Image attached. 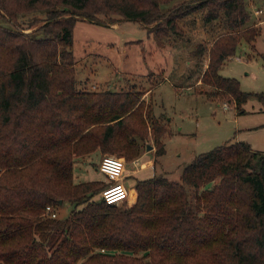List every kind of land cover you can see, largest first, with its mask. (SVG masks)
I'll list each match as a JSON object with an SVG mask.
<instances>
[{"label":"trees","instance_id":"1","mask_svg":"<svg viewBox=\"0 0 264 264\" xmlns=\"http://www.w3.org/2000/svg\"><path fill=\"white\" fill-rule=\"evenodd\" d=\"M173 1L0 0V19L9 22L0 23V264H264V150L245 141L195 154L179 181L161 173L137 179V199L122 210L94 198L106 177L75 182L78 158L99 151L133 160L150 140L160 156L166 132L147 90L78 85L77 18L137 20L159 46L162 35L182 33L177 20L190 13L222 18L229 31L195 52L208 51L206 97L228 96L238 111L251 96L264 103V91H243L219 73L241 41L253 47L259 34L246 24L245 0L163 9ZM29 13L36 15L25 27L19 17ZM65 202L72 204L66 216L45 214Z\"/></svg>","mask_w":264,"mask_h":264},{"label":"rangeland","instance_id":"2","mask_svg":"<svg viewBox=\"0 0 264 264\" xmlns=\"http://www.w3.org/2000/svg\"><path fill=\"white\" fill-rule=\"evenodd\" d=\"M184 1L197 0H174L163 9ZM245 2L250 15L246 24L257 25L259 34L253 47L241 41L234 55L222 64L219 73L236 78L243 91L260 92L264 91V0ZM258 8L262 11L255 13ZM35 15H20L19 21L26 27ZM202 15V11H196L177 20L182 33L162 35V46L156 44L152 34L139 21L124 19L116 14L109 17L98 15L99 21L77 18L73 27L72 50L77 61L78 85L92 90L107 87L126 90L134 84L136 88L147 90L145 100L150 99L154 114L160 116L161 123L166 126L161 138L165 152L157 157L156 173L165 172L169 179L175 181L180 180L181 169L195 154L228 139L242 140L254 150H264V126L247 131L243 129L255 121H264V110L260 109L264 108L262 101L251 96L241 104L240 110L243 111H238L228 96H219L220 99L206 97V94L213 92L201 79L208 62V51L203 49L200 55L195 52H200L201 46L209 48L214 38L229 30L222 18L204 21ZM0 23L9 25L4 19H0ZM242 134L256 139V143L250 144L242 138ZM146 144L152 146L149 150L155 149L152 140ZM142 153L144 156L135 166L131 162L136 158L126 160L117 152H103L100 155L121 157L125 162V179L129 186H134L137 179L154 175V168L146 165L147 158L154 157V151L143 147ZM98 163L97 155L77 159L73 167L75 182L105 180ZM133 169L137 171L133 172ZM188 196L193 202L192 188L188 189ZM94 198L100 199L99 192ZM136 199L137 192L116 204V207L120 210L128 208ZM71 207L69 202L57 207V218L66 216Z\"/></svg>","mask_w":264,"mask_h":264},{"label":"built area","instance_id":"3","mask_svg":"<svg viewBox=\"0 0 264 264\" xmlns=\"http://www.w3.org/2000/svg\"><path fill=\"white\" fill-rule=\"evenodd\" d=\"M261 11L258 8L255 13ZM224 106L226 107V104ZM124 164L125 162L121 157L112 154H105L99 160L98 168L107 180V185L100 189L99 196L108 204H119L128 197V190L123 183ZM45 214L52 217L56 216L55 211L49 205L45 208Z\"/></svg>","mask_w":264,"mask_h":264},{"label":"crops","instance_id":"4","mask_svg":"<svg viewBox=\"0 0 264 264\" xmlns=\"http://www.w3.org/2000/svg\"><path fill=\"white\" fill-rule=\"evenodd\" d=\"M164 78H166V77H163V79ZM261 110H264V108L262 109V108H260ZM264 121H262V120H259V121H255L254 123H250V124H252V125H249V126H245V127H243V129H245L246 131L248 130V129H255V128H261L262 126H264V123H263ZM241 136V135H240ZM242 138L243 139H247L248 140V142H250V144H255L256 143V139H250V138H247V136H245V135H243L242 134ZM245 136V137H244ZM148 151H154V150H148ZM144 153H142L140 156H138L133 162H131L132 163V166H135L134 164H136L138 161H140V159H141V157H142V155H143ZM91 155H97L98 156V159L100 160V157H101V155H100V152L99 151H95V152H93V153H91L90 155H87V156H91ZM87 156H85V157H80V158H78V160H82V159H85ZM144 156V155H143ZM157 157L158 156H155L154 155V157H152V158H147L148 160H147V163H146V165L147 166H151L152 167V169H153V174H155L157 171H156V168H155V163H156V161H157ZM99 169V168H98ZM162 170H164V169H162ZM125 171V170H124ZM136 172L137 171V169H133V172ZM161 172H164V171H161ZM126 174V173H125ZM158 174V173H157ZM161 174H164L165 175V172L164 173H161ZM142 178V177H141ZM124 183L126 184V186H127V188L129 189V191H128V194L129 195H132V196H134L135 194H136V189H135V187L134 186H129V184H128V182H127V180L125 179V176H124ZM132 193V194H131ZM129 195H128V197H129Z\"/></svg>","mask_w":264,"mask_h":264},{"label":"water","instance_id":"5","mask_svg":"<svg viewBox=\"0 0 264 264\" xmlns=\"http://www.w3.org/2000/svg\"><path fill=\"white\" fill-rule=\"evenodd\" d=\"M146 150H149V149H151L152 148V146L150 145V144H146Z\"/></svg>","mask_w":264,"mask_h":264},{"label":"bare ground","instance_id":"6","mask_svg":"<svg viewBox=\"0 0 264 264\" xmlns=\"http://www.w3.org/2000/svg\"><path fill=\"white\" fill-rule=\"evenodd\" d=\"M132 194V193H131Z\"/></svg>","mask_w":264,"mask_h":264}]
</instances>
